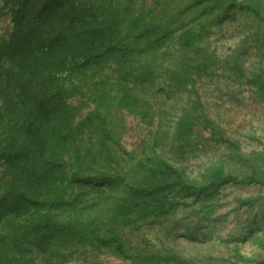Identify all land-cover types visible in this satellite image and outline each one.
Here are the masks:
<instances>
[{"label":"trees","instance_id":"trees-1","mask_svg":"<svg viewBox=\"0 0 264 264\" xmlns=\"http://www.w3.org/2000/svg\"><path fill=\"white\" fill-rule=\"evenodd\" d=\"M7 16L0 264H106L104 250L132 264H240L148 236L183 228L207 242L218 223L195 230L191 199L264 185V158L212 116L246 92L264 104V0H0ZM124 113L148 130L139 148L124 145Z\"/></svg>","mask_w":264,"mask_h":264},{"label":"rangeland","instance_id":"rangeland-1","mask_svg":"<svg viewBox=\"0 0 264 264\" xmlns=\"http://www.w3.org/2000/svg\"><path fill=\"white\" fill-rule=\"evenodd\" d=\"M11 26L10 16L3 18L0 20V33L7 35ZM241 36H235L221 43L220 49L223 51L235 45L240 41ZM242 98L243 101L240 104H225L218 111H214L212 116L220 122L230 137L239 141L243 151L258 152L260 157L264 158V104L254 101L248 92ZM124 119L125 147L128 150L139 148L148 130L135 117L127 113H124ZM206 159L205 155L200 159L195 158L187 166L188 175L193 177L200 175L199 173L206 166ZM216 192L217 198L211 203V200L204 204L195 200L194 197L191 199L192 203L196 201L192 208L200 212L191 222L195 230L200 231L206 226H215V223H218L215 226L216 229L213 228V236L207 242H204L203 238L182 236L183 228L178 229L173 237L159 239L155 234H150L148 237L156 243L157 248L163 244L172 246L189 259H201L208 254L213 255V259L220 258L231 262L239 260L240 264H264V185L258 183L231 184ZM216 218L221 219V222H216ZM192 219L189 218L186 221ZM220 229H222L221 232H219ZM95 254L106 264H132L109 254L106 250ZM207 258L198 260L196 264H210Z\"/></svg>","mask_w":264,"mask_h":264}]
</instances>
